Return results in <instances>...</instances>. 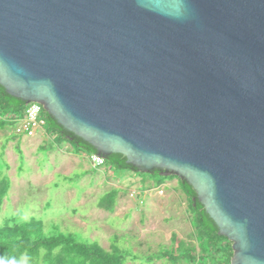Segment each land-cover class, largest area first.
I'll use <instances>...</instances> for the list:
<instances>
[{"label": "water", "instance_id": "95a60500", "mask_svg": "<svg viewBox=\"0 0 264 264\" xmlns=\"http://www.w3.org/2000/svg\"><path fill=\"white\" fill-rule=\"evenodd\" d=\"M0 86L186 181L230 264H264V0H0Z\"/></svg>", "mask_w": 264, "mask_h": 264}, {"label": "rangeland", "instance_id": "374dc122", "mask_svg": "<svg viewBox=\"0 0 264 264\" xmlns=\"http://www.w3.org/2000/svg\"><path fill=\"white\" fill-rule=\"evenodd\" d=\"M13 131L10 127L0 130V175L11 178L10 189L0 211V224L5 219L20 214L23 220L42 221L48 233H55L57 227L60 232L72 233L78 241L95 243L107 252H110L109 245H112L135 256V259L126 258L124 264H183L159 257L161 253L172 252L169 238L176 226L170 221L168 226L166 222L151 220L150 229H145V223H124L127 215L113 217L108 212L100 213L97 206L100 198L113 188L104 182L88 192L87 189L96 181L95 169L90 170L91 173L86 176L81 162L67 174L66 180L58 173L53 175V181L51 174L36 175L38 172H51L54 168H60V149L55 148L53 140H47L45 148L30 150L33 146L23 144ZM52 157L56 162L55 166L51 162ZM32 165L37 167L35 174ZM105 167L111 169L115 178L123 176L126 179L134 175L129 170H115L108 165ZM105 167H102V173ZM169 181L168 185L177 186L175 179ZM182 198L184 205V196ZM188 230L189 226L182 230L177 228L176 238L185 243ZM129 231L136 235V240L128 234ZM149 258L151 262L148 261Z\"/></svg>", "mask_w": 264, "mask_h": 264}, {"label": "trees", "instance_id": "16d2710c", "mask_svg": "<svg viewBox=\"0 0 264 264\" xmlns=\"http://www.w3.org/2000/svg\"><path fill=\"white\" fill-rule=\"evenodd\" d=\"M26 106L22 100L10 96L0 86V130L7 127L14 129ZM41 117L44 120L45 132L56 137L55 144L68 142L77 152L87 156L96 154L92 146L66 131L43 108ZM104 165L115 170H129L142 174L153 180L156 187L167 180H178V187L186 200L191 216L192 237L196 244L185 245L173 235L171 241L175 249L171 253H161L159 257L184 264H230L233 254L232 243L218 234L216 224L198 201L193 187L186 181L173 174H162L159 170L140 173L126 163V158L122 154L110 155L105 159ZM9 188L8 177L2 175L0 177V211ZM115 198L116 192L111 191L100 199L97 206L111 212L115 205ZM109 247L110 252H107L95 243L78 241L72 233L60 232L57 227H55V233H48L42 221L23 220L20 214L9 217L0 224V264L9 261H14L15 264H124L128 257L135 259L131 253L114 248L112 245ZM148 261L151 262V258Z\"/></svg>", "mask_w": 264, "mask_h": 264}, {"label": "crops", "instance_id": "0c3cea01", "mask_svg": "<svg viewBox=\"0 0 264 264\" xmlns=\"http://www.w3.org/2000/svg\"><path fill=\"white\" fill-rule=\"evenodd\" d=\"M18 138L21 139L23 144L29 147L33 146L32 148H30V150L33 148H34L33 150H35L36 147H38V150L43 149L46 147L47 140L54 141L56 139L55 136L51 134H47L44 128L38 130L32 137H18ZM33 138H35V140ZM54 145L55 148L60 149V152L62 154V157H60L59 159L61 163L60 168H54L53 171L51 172H43V173L38 172L36 173V175L45 176L46 175L45 173L49 175L51 174V179L53 181L54 179L53 175L58 173L66 180L68 179L67 174H70V172L78 164H81L82 162L84 175L86 176L89 175L91 171L95 169L94 174L97 176L94 185L92 187L90 186L87 189L88 192L94 186L103 184L104 182L107 183V185L109 184L111 186L110 188H113L109 192L111 191L116 192L115 205L113 207V210L111 212H108L113 217H124L127 215L128 217L125 219L124 223H126L127 225L135 224L136 222H138L140 225L145 223V229H150L149 223L151 222V220L160 223L166 222L167 224L169 223L168 221H170L172 225L176 226L175 229L171 231L169 238V242H171L169 245L173 247L172 251L175 249V247L172 245L171 239L173 235L175 236L176 234L178 235V233L176 232L177 228L182 230L183 228H187V226H189V230L187 231V236L184 238L186 240L185 245L191 244L192 246H194L196 244L195 239L192 237L193 229L190 223L191 216L187 209L186 200H184L185 204L183 205V198H182L183 194L178 187L177 179H175L177 186L168 185V182L170 181L167 180L160 186L156 187L154 186L153 180H151L148 177H145L142 174L139 173L137 174L135 172L132 177H128L126 179L123 176L120 178L118 177L115 178L110 172L111 169L105 167V165L102 166L105 167L104 168L105 171H103V173L101 171L102 167H97V168L92 167V165L88 160V156L82 152L75 151L68 142H64L59 145L54 143ZM51 162L55 166L56 162L54 161L53 157L51 158ZM32 168H33V172L37 171V167L32 165ZM8 179L10 182L11 178L8 177ZM17 181H19V179H17ZM122 190H125L126 192L121 193ZM99 212L102 214L107 213V211L101 208H99ZM150 214H152V216H150ZM142 227L143 226H141V228ZM128 234H130V236H132L136 240L137 238L136 235L130 233V231ZM137 242L139 243L138 240Z\"/></svg>", "mask_w": 264, "mask_h": 264}, {"label": "built area", "instance_id": "2783aa9c", "mask_svg": "<svg viewBox=\"0 0 264 264\" xmlns=\"http://www.w3.org/2000/svg\"><path fill=\"white\" fill-rule=\"evenodd\" d=\"M42 106L37 103H30L26 106L22 117L14 127V134L17 137H32L38 130L43 128L44 120L41 117ZM97 154L88 155V160L92 167H102L105 159L96 157Z\"/></svg>", "mask_w": 264, "mask_h": 264}, {"label": "clouds", "instance_id": "9594fccd", "mask_svg": "<svg viewBox=\"0 0 264 264\" xmlns=\"http://www.w3.org/2000/svg\"><path fill=\"white\" fill-rule=\"evenodd\" d=\"M3 264H15L14 261H9V262H3Z\"/></svg>", "mask_w": 264, "mask_h": 264}]
</instances>
